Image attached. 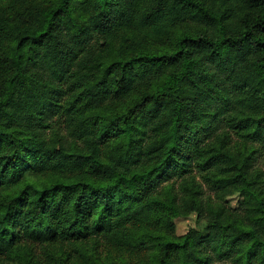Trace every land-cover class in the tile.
<instances>
[{"label":"trees","instance_id":"obj_1","mask_svg":"<svg viewBox=\"0 0 264 264\" xmlns=\"http://www.w3.org/2000/svg\"><path fill=\"white\" fill-rule=\"evenodd\" d=\"M0 264H264V0H0Z\"/></svg>","mask_w":264,"mask_h":264},{"label":"rangeland","instance_id":"obj_2","mask_svg":"<svg viewBox=\"0 0 264 264\" xmlns=\"http://www.w3.org/2000/svg\"><path fill=\"white\" fill-rule=\"evenodd\" d=\"M229 201L233 206H237L241 201V196L237 193L229 197ZM176 226V233L178 235L185 234L191 227L199 225L200 227L204 226V222H197L196 214H191L188 216L180 215L174 219Z\"/></svg>","mask_w":264,"mask_h":264}]
</instances>
